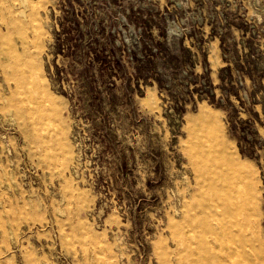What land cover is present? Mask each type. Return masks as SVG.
<instances>
[{"label":"rangeland","instance_id":"374dc122","mask_svg":"<svg viewBox=\"0 0 264 264\" xmlns=\"http://www.w3.org/2000/svg\"><path fill=\"white\" fill-rule=\"evenodd\" d=\"M234 175L264 264V0H0V264H227Z\"/></svg>","mask_w":264,"mask_h":264},{"label":"bare ground","instance_id":"6f19581e","mask_svg":"<svg viewBox=\"0 0 264 264\" xmlns=\"http://www.w3.org/2000/svg\"><path fill=\"white\" fill-rule=\"evenodd\" d=\"M33 69L35 70V68ZM241 181L242 178L239 175L235 177L231 176L230 179L222 180L220 184L214 186V199L216 200L217 207H220V211L216 212L217 214H213L214 223L208 228L207 232L213 236L215 244L213 247H210L213 250L215 249L216 254L211 256V258L218 262L220 259L227 262V264H242L246 258L249 260L247 251L252 241L249 236L251 225L248 220L252 216L253 194L246 188L241 196L238 195L236 188L239 187L238 184ZM210 185L208 186L210 187ZM255 238L256 236L254 237V241ZM204 250V252L207 251V249Z\"/></svg>","mask_w":264,"mask_h":264}]
</instances>
